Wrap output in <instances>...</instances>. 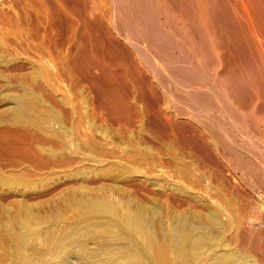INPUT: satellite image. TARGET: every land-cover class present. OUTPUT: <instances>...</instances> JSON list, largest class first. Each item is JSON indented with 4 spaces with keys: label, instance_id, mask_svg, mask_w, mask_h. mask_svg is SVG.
<instances>
[{
    "label": "bare ground",
    "instance_id": "bare-ground-1",
    "mask_svg": "<svg viewBox=\"0 0 264 264\" xmlns=\"http://www.w3.org/2000/svg\"><path fill=\"white\" fill-rule=\"evenodd\" d=\"M82 1V9H78L80 6H74L75 8L71 11L70 7L69 11L63 1L59 9L64 15L70 12L78 18L77 25L75 22L71 24L73 36L81 43L73 55V68L75 74L78 73L90 86L94 95L95 110H101L110 122L130 127L136 123L142 124L146 118L149 132L164 141L169 138L179 139L188 130L192 138L182 141L184 148L194 155V158L197 155L199 164L205 163V167L212 164L213 167L210 168L212 167L215 175L222 174L223 168L214 163L216 156L213 159L211 153L219 151L220 148L233 157L237 169L245 172L255 170L251 166L254 163H249L251 159H246L249 155L245 158V149L242 150L240 146L230 144L229 141H221L220 136L225 131H222V116H225L235 126L244 127L245 132L241 131L249 139L260 138L264 141V0H113L112 17L109 18V14L102 13L97 6L88 7L89 4H85V0ZM157 16L163 20L160 21ZM163 26L169 31L163 30ZM118 39L127 41L134 50L123 46ZM159 60L163 63L162 68L169 72V77L172 78L170 81L163 79L162 69L158 66ZM121 88L127 89L129 93H122ZM182 90L194 100V104L206 107L210 117L204 119L219 127L215 128L203 120V117L198 119L191 113L189 116L193 122L189 126L178 123L180 114L174 109L172 102L174 98H179L177 91ZM31 91L29 90V93L33 92ZM40 93L33 98H28L32 94H14L10 98V106L16 114L12 117L16 118V115L22 124L27 122L29 116L33 117L37 125L56 123V116L59 114L53 105L50 106V103L44 100L46 98L40 97ZM8 95L10 96L9 93ZM86 106L89 110L91 103L88 102ZM191 107L190 105L189 109ZM196 109L194 108L195 111ZM0 121L3 122L2 119ZM63 127L65 131H62L66 133ZM47 131L50 133L49 129ZM50 149L51 147L49 151ZM55 149L58 151V148ZM222 153L219 154L224 156ZM247 153L251 154L249 151ZM233 168L236 169L234 166ZM216 179L220 180L219 176ZM75 194L70 200L65 198L70 201H65L67 204L61 201L64 207L59 208L56 213L47 211L48 213L43 215V210L49 209L44 208V205L41 212L38 207L33 209L32 206H23V209L26 208L24 211H15L16 218L18 217L16 225L13 224L17 221L13 219V222L9 218L13 212L10 213L6 209V216L2 213L6 219L3 215V219H0V264H170V260L175 264H259L255 256L264 260V223L254 217L246 220L240 216L231 217L236 235L232 242H224V234L229 229L223 217L227 216L211 207H204L205 213L201 212L203 208L190 214V211L186 210L188 214L177 213L172 218L170 215L171 219H166L165 214L162 218V210L157 206L152 208L153 215L150 216L146 204L140 205L138 201L139 204H124L121 202L123 199L114 202L115 200L102 195L95 198L89 196L90 199L85 195V198L78 199ZM195 199L199 203L200 198ZM118 202L121 205L116 204ZM257 203L260 201L255 205ZM123 204L125 207H122ZM200 204L202 205L201 201ZM249 205L251 204L242 206L247 208ZM51 206L53 208V205ZM254 206L252 209L256 210L257 205ZM69 209L75 212V218L62 221L64 213ZM70 212L71 216L74 215V212ZM236 241L241 248L231 247ZM239 245L237 247H240ZM171 254L172 257L174 255L173 259L170 258Z\"/></svg>",
    "mask_w": 264,
    "mask_h": 264
},
{
    "label": "rangeland",
    "instance_id": "rangeland-1",
    "mask_svg": "<svg viewBox=\"0 0 264 264\" xmlns=\"http://www.w3.org/2000/svg\"><path fill=\"white\" fill-rule=\"evenodd\" d=\"M85 1V4H89H87L88 7H94L95 5L98 10L101 12L103 11L102 13L109 14L108 18L110 16L112 17L111 13L114 7L113 0ZM61 2L64 3L66 8L69 7L68 10L71 7V11L75 7L78 8L80 6L78 9L83 8L82 0H0V120H3V122L0 121V219H3V214L8 211L10 213L13 212L12 217L9 218H11L13 222L14 220L17 221L14 224L11 221L13 225H16L18 223V217L16 218L15 211H24L29 206H32L33 209H35L34 207H38V210L40 208L39 212L43 210L44 206V208H49L48 210H43L45 211L42 212L43 215L48 212L56 213L59 208L64 207L62 206L64 205L62 202L67 204L76 193L75 197H78V199L85 198V195H87L86 198H89V196L95 198L102 195L104 197L106 196L107 199L115 200L114 202L123 199L125 202L123 200L121 202L124 204L131 202L136 204L141 203L140 205L144 204L143 206L146 204L145 207L149 209L148 214L150 216L153 215V213H151L153 212L151 211L152 208L157 206L158 209L162 210V212L160 211L162 218L165 214L166 219L169 218L170 215H172V218L174 214H188L189 211L190 214L194 211H201L202 208L203 210L201 212L205 213L206 209L211 207V209L222 211L225 214L224 216H227L223 217L229 229H227L228 231L224 234V242H232L235 238L234 235H236L234 231L235 228L231 224V217L235 218L236 216H240L243 219L245 218L244 220L254 217L259 222L261 221L264 223V141L262 139L260 140V138L258 140L257 138H254V140L251 138L249 139L245 133L243 134V132H245L244 127H242V129L239 126H235L230 122L231 120L228 121L229 118L222 116L224 123L222 124L224 127L222 131H225L220 136V140L223 139L224 142L229 141L230 144H234L238 147L240 146L242 150L245 149V158L249 155L246 159L248 161L251 159L249 163H254L251 166L254 167L255 170L246 172L239 168L238 170L233 157L229 155L230 158H228L229 156L227 153H224L222 148H220L219 151H212L211 155L213 159L215 158L214 156H216L214 163L221 169H226V171L224 172L222 169V174H216V176L214 172H212L213 169L211 170L213 167L212 164H207V167H205V163L204 165L203 163L199 164L200 159L197 155L194 158V155L184 148L182 141L192 138L188 130L185 131L186 137L184 134V136L179 139L170 140L171 138H169L164 141L155 138V136L149 132L145 122L146 118L143 120L142 124L139 125V123H136L131 127L123 125L122 123L110 122L101 110H95L96 107L93 103L94 95L92 94L90 86H88V83L85 82L78 73L75 74L74 72L75 70L73 67L75 62L73 63V55L81 43L79 39L73 36L71 24L75 22L77 25L79 21L78 18L70 12L64 15L62 10H60L61 7H59ZM118 16L119 14L117 15L119 21L120 17ZM159 20L162 21V17H159ZM161 28L166 32L169 31L165 26ZM118 40L123 46L134 50L127 41ZM30 46L32 47L30 48ZM162 64L163 63L160 61L158 65L162 69V77L165 81H170L172 78L169 77V72L162 68ZM37 86H39V88ZM36 87L38 89H36ZM29 90L35 93L32 91V93H29ZM43 90L44 92H41ZM127 91V89L121 88L122 93L128 94L129 91ZM26 93L33 95L28 96V98H33L40 93V97L43 96V98L41 97L42 99L46 98L44 100L49 102L50 104H48L50 106L53 105L57 114H59L56 116L59 119L56 118L55 124H45L42 126L48 127L43 128L41 125L35 123L32 116H29L26 120L27 122L23 124L19 122L16 115L15 117L17 119L12 117L16 112L10 106V98H12L14 94L29 95H26ZM177 96L179 98L176 97V99H173L172 106L180 114V117L177 119L178 123L189 126V124L193 122V119L190 120L189 113L198 119L199 117L200 119L203 117V120L209 122L207 119H204L205 117H210L206 112L208 111L205 109L206 107L203 108L196 103L194 104V100L192 101L186 91H177ZM88 102L91 103L89 110L86 109ZM187 104L189 106H187ZM190 105L192 107L189 109ZM197 107L200 110L202 108L205 110H199V113L198 109H196ZM8 109H13V111ZM203 112L206 115H204ZM86 115L88 117H86ZM28 119L32 120L30 121ZM61 120L62 124L59 122ZM57 123H59V125ZM209 123L215 128L219 127L215 126L214 123ZM120 124L122 126H120ZM143 124L144 126H142ZM61 125L66 129V133ZM38 126L40 127L38 128ZM46 128L50 130V133ZM45 131L48 134H45ZM61 134H63V137ZM150 138L154 139L152 140ZM90 139L91 141L87 142V140ZM147 139L149 142H147ZM197 139H199V136L196 137V141H198ZM86 142L91 143L88 145ZM90 145H92L91 147L95 152H93ZM129 145L131 148H129ZM82 146H86V149ZM98 146H101L100 149L97 148ZM48 147H51V151H49ZM95 147L98 151L94 149ZM123 147L127 149L124 150ZM55 148H58V151H55ZM52 151L54 153L58 152L59 154H52ZM248 151L251 154H248ZM219 153L224 154V156ZM171 158H173L174 161ZM228 160L229 162L231 160V163H229ZM221 163L224 164V166ZM228 164L230 165L228 166ZM210 166L212 167L210 168ZM233 166L236 169H234ZM209 173L212 174V176ZM218 176L220 180L223 179L221 181L216 179ZM10 179L13 182L10 181ZM71 192H73V194ZM77 194L79 196H77ZM195 197L200 198L199 203L198 201L196 202ZM65 198L70 199L67 200V202ZM253 201L255 203L260 201V203H257L256 206L255 203L253 204ZM59 202L62 204L60 205ZM119 202L116 204H119ZM248 203L251 205L245 208L248 206ZM47 204L53 205V208L51 205L49 207ZM124 204L122 207H125ZM242 205L246 206L244 207ZM252 205H255L258 210L252 209ZM23 206L27 207L23 209ZM56 206L58 208H56ZM261 207L262 209H260ZM234 208L237 209L235 210ZM186 210H188V212ZM70 211L74 212L72 209H69L68 212L66 211L67 214L66 212L64 213V220L62 219V221L73 219L72 217L75 216V212L72 213L74 215L71 216ZM226 212L229 214H226ZM68 213H70V215ZM66 215L67 218H65ZM5 216L4 219H6ZM259 217H261V219H259ZM229 221L230 223H228ZM262 225L264 226V224ZM229 226L231 227L229 228ZM262 229L264 230V228ZM234 243H236V245ZM234 243L231 244L232 248H241L237 241ZM238 245L240 247H237ZM1 250L2 247L0 246V252ZM256 257L257 256L254 258L259 264H264V260L259 257H257V259ZM170 258L173 259L174 255L172 257L171 254ZM170 261V264H175L173 260Z\"/></svg>",
    "mask_w": 264,
    "mask_h": 264
}]
</instances>
